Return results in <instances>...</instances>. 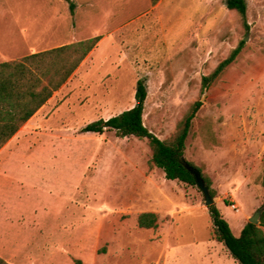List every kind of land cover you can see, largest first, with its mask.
Segmentation results:
<instances>
[{"label":"rangeland","instance_id":"1","mask_svg":"<svg viewBox=\"0 0 264 264\" xmlns=\"http://www.w3.org/2000/svg\"><path fill=\"white\" fill-rule=\"evenodd\" d=\"M246 2L249 29L227 0H0V62L102 36L39 124L0 150V177L15 179L12 190L0 183V257L240 264L214 239L203 190L167 179L147 138L83 128L133 107L139 80L148 91L144 123L161 139L201 100L185 157L211 179L213 204L239 236L264 201V0ZM242 40L236 60L203 89V75ZM5 193L14 194L13 210ZM143 212L157 215L155 227L139 226Z\"/></svg>","mask_w":264,"mask_h":264},{"label":"trees","instance_id":"2","mask_svg":"<svg viewBox=\"0 0 264 264\" xmlns=\"http://www.w3.org/2000/svg\"><path fill=\"white\" fill-rule=\"evenodd\" d=\"M161 0H151L156 5ZM227 7L236 10L242 17L247 29L246 0H227ZM71 13L75 4L71 3ZM101 35L82 39L50 49L34 52L21 58L0 62V149L20 130V128L58 91L76 72L78 67L97 46ZM241 44L219 62L209 73L202 77V88L207 89L231 65L241 52ZM148 95L145 81L139 80L136 89V104L108 119H98L83 128L84 132L104 133L115 131L120 138L136 136L147 138L152 149V163L163 169L165 177L187 184H197L194 173L199 171L210 190L212 197L216 191L211 179L202 168L185 157L186 142L193 120L203 102L195 101L182 119L176 131L168 139H161L144 123L145 101ZM264 187V172L261 179ZM264 207V201L261 205ZM213 223V236L223 243L240 264H264V210L260 224L247 222L239 236H235L228 221L223 217L216 204L209 206ZM157 215L143 212L138 216V224L143 228L156 226ZM0 264H10L0 257ZM76 264H83L77 259Z\"/></svg>","mask_w":264,"mask_h":264},{"label":"crops","instance_id":"3","mask_svg":"<svg viewBox=\"0 0 264 264\" xmlns=\"http://www.w3.org/2000/svg\"><path fill=\"white\" fill-rule=\"evenodd\" d=\"M79 40H82V39H79ZM79 40H77V41H79ZM73 42H75V41H73ZM69 43H71V42H69ZM64 44H68V43H64ZM64 44H59V45H57V46H61V45H64ZM57 46H54V47H57ZM52 48H53V47H52ZM49 49H50V48H49ZM45 50H46V49H45ZM37 52H38V51H37ZM30 54H31V53H30ZM27 55H28V54H27ZM24 56H25V55H24ZM22 57H23V56H22ZM20 58H21V57H20ZM86 58H87V57H86ZM83 62H84V61H83ZM83 62H82V63H83ZM79 67H80V66H79ZM79 67H78V68H79ZM76 71H77V70H76ZM56 92H57V91H56ZM54 94H55V93H54ZM52 97H53V96H52ZM52 97H51V98H52ZM51 98H50V99H51ZM50 99H49V100H50ZM49 100H48V101H49ZM47 103H48V102H47ZM47 103L44 104V105H43V106H42V107H41V108H40V109H39V110H38V111H37V112H36V113H35V114H34V115H33V116H32V117H31V118H30V119H29V120H28V121H27V122H26L21 128H20V130H19L18 132H20L24 127H26L25 129H28V130H31L33 127H36V126L39 124V123H37V121H38V120H37V115H38V113H40V112L44 109V107L47 105ZM18 132H17V133H18ZM17 133H16V134H17ZM16 134H15V135H16ZM15 135H14V136H15ZM12 138H13V137H12ZM12 138H11V139H12ZM11 139H10V140H11ZM10 140H9V141H10ZM9 141H8V142H9ZM8 142H7V143H8ZM7 143H6V144H7ZM6 144H5V145H6ZM5 145H4V146H5ZM4 146H3V147H4ZM3 147H2V148H3ZM2 148H1V149H2ZM1 149H0V150H1ZM13 165H15V164H13V162H6L5 165H4V167H5L6 169L8 168V169L10 170V169H11L10 166H13ZM13 174H14V173H13L12 171H8V172H6L5 175H3V176L0 177V183H1L2 186H4V188H7V187L9 186V184H10V190H12V186H13V184H14L13 181L15 180V179L13 178V177H14ZM7 179H8L10 182H7V181H6ZM3 190L6 191V189H2V191H3ZM12 193H13V192H12ZM12 193H10V194H6V193H5V194H1V200L5 199V200H8V201H9V205H10V206H9L8 208H9L10 210H13V204H14V203H13V196H14V194H12ZM244 225H245V224H244ZM243 227H244V226H243ZM217 242H218V241H217ZM220 243H221V242H220Z\"/></svg>","mask_w":264,"mask_h":264},{"label":"water","instance_id":"4","mask_svg":"<svg viewBox=\"0 0 264 264\" xmlns=\"http://www.w3.org/2000/svg\"><path fill=\"white\" fill-rule=\"evenodd\" d=\"M191 171L194 173L197 185L203 190L205 199H206V205L210 206L214 203V197L210 194V190L208 186L205 183L204 178L202 177L201 173L195 169L191 168ZM264 210V207H260L250 218L249 222L260 224V217L262 214V211Z\"/></svg>","mask_w":264,"mask_h":264},{"label":"built area","instance_id":"5","mask_svg":"<svg viewBox=\"0 0 264 264\" xmlns=\"http://www.w3.org/2000/svg\"><path fill=\"white\" fill-rule=\"evenodd\" d=\"M233 208L236 209L237 211H239V209L237 208L236 205H233Z\"/></svg>","mask_w":264,"mask_h":264}]
</instances>
